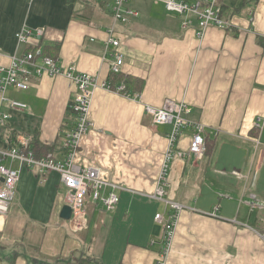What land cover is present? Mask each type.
I'll use <instances>...</instances> for the list:
<instances>
[{"label": "crops", "instance_id": "crops-1", "mask_svg": "<svg viewBox=\"0 0 264 264\" xmlns=\"http://www.w3.org/2000/svg\"><path fill=\"white\" fill-rule=\"evenodd\" d=\"M112 2L0 0V67L36 46L34 37L17 41L22 30L41 29L42 49L92 76V128L78 159L125 189L113 212L86 201L88 227L73 232L60 218L65 190L58 174L23 168L14 202L0 215V264H264V128L254 127L264 116V0H219L228 26L210 27L201 40L195 19L183 28L184 17L152 0H128L138 15L125 24L114 21ZM110 29L116 48L107 45ZM110 54L121 55L123 67L106 90ZM74 94L62 76L33 77L27 90H8L4 97L23 110L10 109L0 94V113L9 116L0 149L26 138L28 148L36 141L61 159ZM166 100L186 103L189 120L206 127V143L215 148L201 160L175 157L170 165L165 198L184 210L163 257L154 215L167 206L141 195L154 191L171 130L153 126L144 105L161 108ZM190 133L184 130L176 149L187 148Z\"/></svg>", "mask_w": 264, "mask_h": 264}, {"label": "built area", "instance_id": "built-area-1", "mask_svg": "<svg viewBox=\"0 0 264 264\" xmlns=\"http://www.w3.org/2000/svg\"><path fill=\"white\" fill-rule=\"evenodd\" d=\"M127 2L128 0H113L111 13L115 22L125 24L131 18L137 17L138 13L129 9ZM152 2L156 5H163L168 13L184 17L183 28H187L191 24L189 18L195 19L194 36L198 40L203 39L210 27L225 29L228 26V23L222 19L219 0H152ZM42 35L41 29L34 32L22 30L17 35V41L20 44H28L29 40L34 37L36 46L21 56H12L8 67H0L1 99L8 101L10 109L23 110L26 108L25 104L7 100L4 97L8 90H27L33 77L62 76L75 86V94L68 106L74 118V125L63 137L61 159L53 158L51 155L40 159L34 158L33 153L28 150V139L26 138L19 140V145L10 149H0V177L2 178L0 215H6L14 202L16 185L23 168L36 169L39 174L55 172L65 190L63 202L72 211L68 222L69 228L76 232L88 227V217L84 209L87 198H90L96 205H101L106 212H113L120 202V192L125 189L122 185L105 178L96 167L79 161L78 153L81 142L92 128L89 109L98 84L92 76L78 72L75 67H63L58 60L44 56L39 45ZM107 45H111L113 48L119 45L113 29L108 31ZM108 64L111 73L118 74L122 71L123 58L118 54H110ZM102 88L110 89L107 83L102 84ZM123 89L117 88V92L124 91ZM137 98L138 95H134V99ZM144 112L150 117L153 126L168 125L171 128L167 136L168 143L159 166L154 191L141 195L149 201L164 202L167 206L164 211L154 215V221L161 226L163 231L162 255L165 257L174 237L180 214L184 210V206L165 198L167 196L165 185L168 171L175 157L192 158L194 161L203 158L207 129L202 123L189 120L191 109L184 102L166 100L161 108L144 105ZM8 117V114L0 113V126L7 121ZM254 127L259 133L261 132L264 128V116L256 120ZM184 130L191 131L188 146L185 150L176 149L177 141L183 135ZM254 142L256 149L262 146L259 138ZM21 148L25 151H22ZM12 163H16L18 168H13ZM215 210L209 215L216 216ZM261 237L264 240V233Z\"/></svg>", "mask_w": 264, "mask_h": 264}, {"label": "trees", "instance_id": "trees-1", "mask_svg": "<svg viewBox=\"0 0 264 264\" xmlns=\"http://www.w3.org/2000/svg\"><path fill=\"white\" fill-rule=\"evenodd\" d=\"M49 50L47 48H43L42 49V54L44 56H46V57H50V58L55 60L56 57L51 55V54H49V52H48ZM117 76H118V74H111L110 79L108 80L109 88H113L115 86L114 82H115V78ZM214 148H215V144L214 145L213 144L208 145L207 143H205V153L204 154L211 153L212 151H214ZM21 150H22V148H21ZM28 150L33 153L34 158H36V159H40V158L46 157L48 155L49 151H50L49 148L41 145L40 143H38L36 141H34L32 143V145L28 148ZM22 151H25V150H22Z\"/></svg>", "mask_w": 264, "mask_h": 264}, {"label": "water", "instance_id": "water-1", "mask_svg": "<svg viewBox=\"0 0 264 264\" xmlns=\"http://www.w3.org/2000/svg\"><path fill=\"white\" fill-rule=\"evenodd\" d=\"M72 211L69 206L64 205L60 211V218L64 221H69Z\"/></svg>", "mask_w": 264, "mask_h": 264}, {"label": "rangeland", "instance_id": "rangeland-1", "mask_svg": "<svg viewBox=\"0 0 264 264\" xmlns=\"http://www.w3.org/2000/svg\"><path fill=\"white\" fill-rule=\"evenodd\" d=\"M157 171H158V168H157ZM145 199H146V198H145ZM86 201H87L88 203H93V202L91 201L90 198H87ZM93 204L96 205V203H93Z\"/></svg>", "mask_w": 264, "mask_h": 264}]
</instances>
